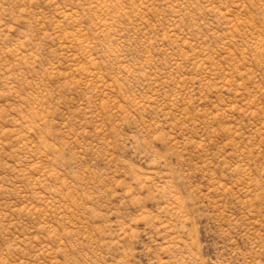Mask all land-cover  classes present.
I'll return each instance as SVG.
<instances>
[{
	"label": "rangeland",
	"instance_id": "rangeland-1",
	"mask_svg": "<svg viewBox=\"0 0 264 264\" xmlns=\"http://www.w3.org/2000/svg\"><path fill=\"white\" fill-rule=\"evenodd\" d=\"M0 264H264V0H0Z\"/></svg>",
	"mask_w": 264,
	"mask_h": 264
}]
</instances>
